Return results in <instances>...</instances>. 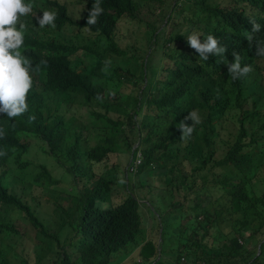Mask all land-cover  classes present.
<instances>
[{"label":"clouds","instance_id":"obj_1","mask_svg":"<svg viewBox=\"0 0 264 264\" xmlns=\"http://www.w3.org/2000/svg\"><path fill=\"white\" fill-rule=\"evenodd\" d=\"M114 1L75 0V3L83 9L79 16H74L70 11L68 0H0V139L6 136L4 124L21 122L27 118L34 120L33 111L43 100L49 101L50 104L45 111L43 125L45 127L52 125L50 132L59 124L62 125L60 131L55 134L53 143L35 131L20 132V146L8 162H3L7 151L0 149V172L7 173L6 182H8H4L3 177L0 181V223L8 225L11 222L9 214L14 209L10 205V199L15 193L32 205L39 218L49 222L47 217H54L55 219L49 224H55L58 228L60 219L54 214L58 202L64 197L69 198L67 196L75 197L80 190L91 189L95 181L93 173L98 175L105 167L118 166L121 169L119 189L122 193L113 198V204L122 203L129 193L138 200L142 230L146 231L147 238L149 239L150 232H154L152 236L156 240L155 231H158L159 256L152 263L155 264L161 259L163 250L160 214L171 213L178 204L174 201L166 203L168 197L172 198L171 194L168 190L159 187L155 175L140 174V167L145 161L144 151L147 149L144 143L146 132L142 131V123L152 114L155 105L150 103H154L159 98L168 69L174 67L171 56L181 50L188 55L186 61L188 64L210 60L225 62L227 72L235 82L243 81L254 73L260 79L262 86H251L247 90L242 102L243 109L237 108L231 114L214 122L218 134L216 152L213 161L207 165L214 166L226 157L240 137L241 122L245 119V112L252 113L249 120L255 123L258 137L261 138L264 133V107H262L264 106V41L261 40L264 37V27L255 19L257 8L252 0H229L225 5L216 4L214 0H208V4L203 0H174L169 6L167 15L163 12L166 0H134L137 7L135 15L125 13L117 18L113 34L108 38L100 31L93 30L91 26L98 22L105 5ZM186 1L189 5L182 7ZM153 2L162 5L158 10L159 13L154 12ZM216 7L225 13L238 11L250 18V28L234 31L238 36L236 52H233L234 59H228V47L212 32L217 26V19L208 9ZM145 9L148 13H157L160 24L157 21L146 22L143 15ZM181 17V25L166 37L162 45L161 38L167 26ZM122 22L128 25L146 24L148 26L145 31L146 45L135 47L133 51L121 47L116 37ZM155 30L160 35L154 45L155 40L150 41V39ZM56 34L64 35L61 39L65 43L79 46L75 54L80 59L77 73L88 78L89 89L79 92L69 91L65 97H59L52 89L54 81L49 71L36 65L29 52L30 45ZM160 49L163 50V59L166 61L161 77L159 67L154 63V54ZM245 56L254 57L253 65L241 63V59ZM129 58H138L139 64L120 71L121 76L118 77V68H124L125 59ZM150 63L153 67L152 77L148 74ZM51 94L54 99L50 98ZM135 101H137L136 106L133 105ZM81 110L84 113L82 119L78 116ZM210 111L211 99L208 92L203 87H196L190 91L170 125L171 131L178 138V144L185 147L193 145L195 136L204 132ZM257 112L262 119V129H258L256 125L258 116L253 119L254 113ZM225 123H228L229 127L232 123L235 129L233 132L229 130L230 139L221 135ZM35 145L40 147V152L45 157H47L46 153L53 155L69 175L57 177L46 165L47 161L26 159V155ZM152 145H162L161 134L153 135ZM100 152L104 156H101ZM125 153H130L127 167L110 158L111 155L116 154L114 158L121 160ZM95 156L101 157L96 159ZM199 166L200 164L193 174L194 167L187 163L186 173L189 176L194 175L192 189L201 193L203 186L201 187L202 181L199 176L205 169L201 170ZM130 176L131 188H129ZM39 178L54 184L49 186L44 181L37 182ZM84 178H89L91 187L83 182ZM149 178L151 180L148 182ZM143 180L148 182L147 185ZM206 187L214 192L212 197L214 201L218 189L211 178ZM189 193L193 192L189 191ZM176 198L175 201H179L180 198ZM41 200H44V207ZM196 204V199L194 202L192 200L186 202L183 223L194 218ZM98 207L106 208L107 203H99ZM20 222L26 226L30 224L35 231V249L39 243L38 232L30 222L24 218L16 222L19 233L12 232L11 234L18 235L12 236L13 239L9 242L19 254L12 260L14 264L25 260L26 257L33 260L35 256V249L29 255L21 251L20 239L25 237V234L19 227ZM148 222H150L149 231L144 226ZM69 233L74 235L72 229ZM240 243L244 244V241L241 240ZM258 243L253 241L250 249L257 248L260 255L262 243ZM142 246L143 244L129 255L115 256L110 263H141ZM164 252L169 253L167 250Z\"/></svg>","mask_w":264,"mask_h":264},{"label":"trees","instance_id":"obj_2","mask_svg":"<svg viewBox=\"0 0 264 264\" xmlns=\"http://www.w3.org/2000/svg\"><path fill=\"white\" fill-rule=\"evenodd\" d=\"M133 1L115 0L106 4L98 22L91 28L110 38L117 18L125 13L135 15L137 7ZM203 1L208 4V0ZM252 3L257 8L255 19L264 27V0H252ZM208 10L217 19L212 32L228 47V59H234L238 39L234 31L250 28V18L238 11L225 13L219 7ZM156 31L150 39L155 40L154 45L160 35ZM61 38L64 35L50 36L30 45L29 52L36 65L48 70L53 77V91L59 97H65L69 91L89 89L90 82L85 75L77 73L80 59L75 54L79 46L65 43ZM261 40L264 41V37ZM171 59L174 67L168 69L159 98L150 103L155 105L152 114L142 123L147 149L140 174L155 175L159 187L168 190L174 203L178 204L171 213L160 214L161 247L169 253L162 250V257L155 264H264V133L258 137L255 123L249 120L251 112H245L240 137L226 157L214 166H207L216 152L218 134L214 122L237 108L243 109L247 90L251 86H262L260 79L254 73L243 81L235 82L230 78L225 62L210 60L188 64V55L181 50ZM253 62V56L241 59L243 65H253ZM138 64V58L125 59L124 68L117 70L118 77L121 76L120 71ZM196 87H203L208 92L211 111L204 132L195 136L191 147H185L178 144L170 125L190 91ZM50 98L54 99V96L51 94ZM133 105L136 106L137 101ZM49 107V101L43 100L33 111L34 120L27 118L3 125L6 136L0 139V149L7 151V155L2 156L3 162H8L20 146V132L35 131L53 143L62 125L51 132L52 125H43L44 114ZM259 114L254 113L253 119ZM256 125L258 129L263 127L259 116ZM155 133L161 134L162 145H152ZM187 163L194 167L193 174L198 164L201 170L205 169L199 176L203 186L201 193L192 189L194 175H187ZM120 172L118 166L105 167L98 175L93 173L95 181L91 189L80 190L75 197L67 196L69 198L64 197L58 202L54 214L62 222L68 221L67 229L66 225L57 228L55 224L39 218L32 205L14 193L10 199L14 209L9 214L11 222L8 225L0 223V264H14L12 260L19 256L9 242L12 236L18 235L11 233H19L16 222L23 218L35 227L39 243L33 260L26 257L18 264H112L110 262L115 256L129 255L142 244V262L135 264L154 263L159 256V241L153 238L154 232L149 233L148 239L146 231L142 230L138 200L129 193L122 203L113 204V198L122 193L119 189ZM0 174V181L3 177L6 182L7 173L3 171ZM210 178L218 189L214 201V192L206 187ZM43 181L49 186L54 184L37 179V182ZM83 182L91 187L89 178H84ZM176 197L180 198L179 201H175ZM195 199L194 218L183 223L186 202H194ZM99 203H107V207H98ZM71 229L74 235L69 233ZM241 240L244 244L240 243ZM253 241L262 243L260 255L257 248L250 249Z\"/></svg>","mask_w":264,"mask_h":264},{"label":"rangeland","instance_id":"obj_3","mask_svg":"<svg viewBox=\"0 0 264 264\" xmlns=\"http://www.w3.org/2000/svg\"><path fill=\"white\" fill-rule=\"evenodd\" d=\"M216 4H222L225 5L228 3L229 0H214ZM174 2V0H166V6L165 9L163 10L164 15H167V11H169V6ZM68 4L70 7V11L74 16H79L83 7L76 4L75 0H68ZM154 5V12L159 13V9L160 7H162V5L158 2H153ZM189 5L188 1L184 2V5L182 7H185ZM179 8H181L179 6ZM157 13H148L147 10L145 9L143 12L144 15V20L146 22H154L157 21L160 24V17L159 15H157ZM181 21H182V17L179 19H175L171 25H168L167 28L165 29V32L161 38V43L162 45H164L165 39L166 37L172 33L175 28H177L178 26L181 25ZM148 29V26L146 24H131L128 25L126 22H122L119 30L117 32V41L119 42V44L121 45V47L123 48H129L132 51L134 50V48H139L141 46L146 45L147 41H146V36H145V31ZM164 56V52L162 49L158 50L155 54H154V63L159 67V71H160V77L162 74V70L164 68V66L166 65V61L165 59H163ZM148 74L150 77L153 76V67L150 63V65L148 66ZM83 111H79L78 116L80 119L83 118ZM227 127V128H225ZM229 130L231 132H233L234 126L231 123L230 127L228 126V123L224 124V128L221 130V135L224 138H231V136H229ZM46 156L40 152V147L35 145L33 147V149L26 155V159H32V160H36L38 162L43 161L46 162V165L48 166V168L52 171V173L57 176V177H63V176H68V172L64 169L63 166H61L59 164V162L57 161V159L51 155L46 153ZM114 156H116V154H113L110 156V158L114 161L119 162L123 167H127L129 160H130V153H125V156L121 159H115ZM130 179V185L129 188H131V184H132V179L131 176L129 177ZM151 179H148V182ZM147 181L143 180V183L145 185H147L148 183ZM140 185L138 184L137 187H139ZM31 199V197H29ZM177 200V198H175ZM47 200H49V198H47ZM173 201L172 198L168 197L166 199V203L169 204ZM41 204L42 207L45 206L44 204V200H41ZM151 211V209H150ZM49 219V222H52L55 218L52 216L47 217ZM27 224V223H26ZM28 226H26L25 224H23L22 222L19 223V227L22 230V232L25 234V237L20 239V242H22L21 244V251H23L24 253H26L27 255L31 254L34 249H35V245L36 242H34V238H35V231L31 228L32 226L30 224H27ZM63 225H66V229L68 228V221L65 220L64 222H62V220L60 219V223H59V227H63ZM144 226L148 229H150V222H148L147 224H144ZM156 233V240L158 239V231H155Z\"/></svg>","mask_w":264,"mask_h":264}]
</instances>
